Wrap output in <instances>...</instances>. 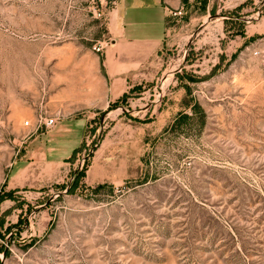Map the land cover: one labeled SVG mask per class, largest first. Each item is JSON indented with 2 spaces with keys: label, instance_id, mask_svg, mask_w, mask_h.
Here are the masks:
<instances>
[{
  "label": "rangeland",
  "instance_id": "obj_1",
  "mask_svg": "<svg viewBox=\"0 0 264 264\" xmlns=\"http://www.w3.org/2000/svg\"><path fill=\"white\" fill-rule=\"evenodd\" d=\"M119 1L0 0V262L264 264V0H190L159 77L89 106Z\"/></svg>",
  "mask_w": 264,
  "mask_h": 264
},
{
  "label": "crops",
  "instance_id": "obj_2",
  "mask_svg": "<svg viewBox=\"0 0 264 264\" xmlns=\"http://www.w3.org/2000/svg\"><path fill=\"white\" fill-rule=\"evenodd\" d=\"M189 3L190 0H120L111 15L112 39L102 52L89 56L85 89L90 92L84 104H114L129 91L154 82L171 59L173 48L184 39L183 20ZM236 36L246 39L241 33ZM230 60L227 52H222L209 74L225 69ZM8 187L9 193L0 194V241H6L5 235L10 232L16 234L21 222L9 221L10 216L21 212L23 197L18 190L12 191L16 189L10 182ZM3 204L5 209H1Z\"/></svg>",
  "mask_w": 264,
  "mask_h": 264
},
{
  "label": "built area",
  "instance_id": "obj_3",
  "mask_svg": "<svg viewBox=\"0 0 264 264\" xmlns=\"http://www.w3.org/2000/svg\"><path fill=\"white\" fill-rule=\"evenodd\" d=\"M108 44H109V42L101 43L98 46L94 47V50L96 52H102ZM255 55L258 56V55H260V53L259 52H255ZM56 122H57V118H55V117H52V118L48 117L47 119H45V123L44 124L47 127H54L56 125ZM27 124H29V123H27Z\"/></svg>",
  "mask_w": 264,
  "mask_h": 264
},
{
  "label": "trees",
  "instance_id": "obj_4",
  "mask_svg": "<svg viewBox=\"0 0 264 264\" xmlns=\"http://www.w3.org/2000/svg\"><path fill=\"white\" fill-rule=\"evenodd\" d=\"M193 80H194V79H193ZM193 80H192V81H193ZM2 199H3V197H0V201H1ZM0 264H1V262H0Z\"/></svg>",
  "mask_w": 264,
  "mask_h": 264
}]
</instances>
